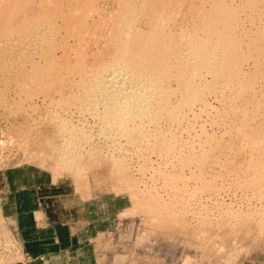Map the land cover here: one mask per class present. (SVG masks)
<instances>
[{"label":"bare ground","instance_id":"bare-ground-1","mask_svg":"<svg viewBox=\"0 0 264 264\" xmlns=\"http://www.w3.org/2000/svg\"><path fill=\"white\" fill-rule=\"evenodd\" d=\"M211 98L221 105L222 138L214 147L209 138L202 165L223 153L239 177L249 173L252 183L261 182L264 147L248 155L244 148L264 139V0H0V107L18 112L22 102L51 103L48 123L62 137L64 164L92 137L72 113L95 118L99 129L139 148L147 124L180 126L193 108L208 112ZM10 102L17 107L8 108ZM158 132L150 135L154 149L171 155L172 140Z\"/></svg>","mask_w":264,"mask_h":264},{"label":"rangeland","instance_id":"rangeland-1","mask_svg":"<svg viewBox=\"0 0 264 264\" xmlns=\"http://www.w3.org/2000/svg\"><path fill=\"white\" fill-rule=\"evenodd\" d=\"M208 102L211 103L208 112L203 114L195 107L178 122L180 126L177 123L172 126L169 123L147 124L146 137H140L139 148L127 145L122 136L105 133L95 118L87 114L79 118L72 113L69 117L72 122L85 125L94 137L76 144L78 148L69 154L72 159L65 164L61 162L64 153L58 148L62 137L54 134L53 125L48 123L51 121L47 115L53 112L51 103L37 99L31 103L22 102L17 104L21 110L18 112L4 111L0 107V200L15 193L17 188L40 184L45 209L55 217L53 210L65 211L67 226H71L72 220L75 222L79 231L76 245H84L83 264H264V180L252 183L249 173L245 174L249 178L242 179L237 174L238 169L224 161L226 154L223 153L215 155L217 160L214 158V161L208 155L209 165L206 161L202 165L204 160L200 158L202 154H209L210 143L214 147L215 141L222 138L219 136L222 126L216 124L219 120L217 109L220 112L221 105L213 98ZM12 104L15 103L10 102L8 108L17 107ZM194 112L196 117L199 114L202 118H195L196 123ZM211 117L214 124H210ZM200 126L204 127H201L204 133ZM154 132L163 133L165 138L172 140L174 154L154 149ZM225 138L229 139L224 136L225 141ZM263 140H255V146L254 140L245 142L249 144V148H244L245 154L261 150ZM12 237L0 219L2 262L21 255L18 242Z\"/></svg>","mask_w":264,"mask_h":264},{"label":"crops","instance_id":"crops-1","mask_svg":"<svg viewBox=\"0 0 264 264\" xmlns=\"http://www.w3.org/2000/svg\"><path fill=\"white\" fill-rule=\"evenodd\" d=\"M43 197L40 184H31L1 198L0 219L18 242L21 255L0 259V264H83L84 245H76L75 222L67 226L65 211L58 208L53 210L56 217L49 213Z\"/></svg>","mask_w":264,"mask_h":264}]
</instances>
